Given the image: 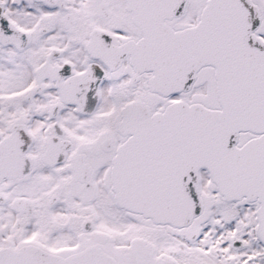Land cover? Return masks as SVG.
<instances>
[{
  "label": "snow or ice",
  "instance_id": "snow-or-ice-1",
  "mask_svg": "<svg viewBox=\"0 0 264 264\" xmlns=\"http://www.w3.org/2000/svg\"><path fill=\"white\" fill-rule=\"evenodd\" d=\"M0 264H264V0H0Z\"/></svg>",
  "mask_w": 264,
  "mask_h": 264
}]
</instances>
